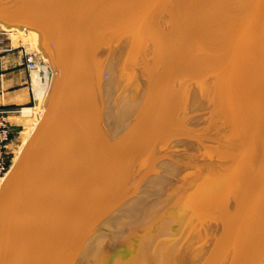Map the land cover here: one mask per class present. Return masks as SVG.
Instances as JSON below:
<instances>
[{
	"label": "water",
	"instance_id": "1",
	"mask_svg": "<svg viewBox=\"0 0 264 264\" xmlns=\"http://www.w3.org/2000/svg\"><path fill=\"white\" fill-rule=\"evenodd\" d=\"M0 24L36 31L52 70L42 128L0 185V259L71 264L104 222L203 170L154 245L264 264V0H0ZM123 48L122 86L144 92L112 135Z\"/></svg>",
	"mask_w": 264,
	"mask_h": 264
},
{
	"label": "bare ground",
	"instance_id": "2",
	"mask_svg": "<svg viewBox=\"0 0 264 264\" xmlns=\"http://www.w3.org/2000/svg\"><path fill=\"white\" fill-rule=\"evenodd\" d=\"M0 25L5 27L3 24ZM14 28L19 30L17 27ZM11 29L13 28L9 30ZM25 30L26 29H21L20 31L23 32ZM34 32L38 34L36 31ZM37 46H39V34ZM123 51L124 48L116 53L112 59L111 67H109L110 77L108 79L106 91L105 117L109 132L112 135H115L122 127L128 124L130 116L140 103L144 92V88H138L135 82L122 86L124 80L119 74V68L123 57ZM41 71H43L42 74ZM34 72H36L35 77L38 84H40L36 94L43 99L48 92L52 79V70L48 60L46 59V63L40 67V70ZM188 94L190 95L191 93ZM189 95H187L188 98ZM34 115L37 116V110L35 108L27 107L24 109V116L26 118H32ZM162 121H164V118H162ZM41 128L42 126L36 128V134L26 139L24 145L19 148L18 154L14 160V165L20 159L24 151L33 144ZM163 129L164 126L161 125L159 131L163 133ZM159 131L158 134L160 133ZM157 142L158 141L153 140V147L150 146L152 143L149 145L147 144V147L142 149V153L147 154L153 151L151 154L155 156V150L158 149ZM202 173L203 170H198L197 173L191 174L190 177L188 176L184 180L178 178L158 193L139 201L124 215L104 222L99 227H102V229H99L90 236L82 248L80 255L71 264H179L182 255L187 253L188 248L180 253L176 248L165 252L166 244L163 242L155 246L154 241L159 239V236L166 234L169 227L174 223L172 214L167 213V209L181 201L185 194L186 185L189 182L192 183L196 181V179H200L199 176ZM6 176L7 174L0 179V185L5 180ZM195 177L197 178L195 179ZM34 220L37 224L38 219L34 217ZM164 241H166V239H164ZM187 247H189V244ZM205 248L206 246L202 248V251H204ZM126 250H129L128 255H125L127 254ZM116 251L117 254L113 258L112 263H110L108 259L110 255ZM198 252L200 253L201 250L193 253V256H197V254H199ZM0 263L15 264V262H13V251L11 248L5 247L3 249Z\"/></svg>",
	"mask_w": 264,
	"mask_h": 264
},
{
	"label": "crops",
	"instance_id": "3",
	"mask_svg": "<svg viewBox=\"0 0 264 264\" xmlns=\"http://www.w3.org/2000/svg\"><path fill=\"white\" fill-rule=\"evenodd\" d=\"M27 50L23 38L0 30V108L15 109L36 101L33 74L25 65Z\"/></svg>",
	"mask_w": 264,
	"mask_h": 264
},
{
	"label": "rangeland",
	"instance_id": "4",
	"mask_svg": "<svg viewBox=\"0 0 264 264\" xmlns=\"http://www.w3.org/2000/svg\"><path fill=\"white\" fill-rule=\"evenodd\" d=\"M0 30L3 31H9L12 32L14 37H21L26 42V45L28 46L27 52L29 53H36V60L38 63V70H40V67L43 66L46 63V59L44 55L42 54V51L37 46L38 43V34H36L34 31L26 29L25 31L21 32L20 30H17L16 28H13L9 30L8 28L0 25ZM43 71H41L42 74ZM36 72H32L33 74V82H34V90L35 93L37 90H39L40 84H38L37 79L35 77ZM43 85V84H41ZM47 94V93H46ZM46 94L43 99H41L40 96L36 94V101L33 103L27 104L25 106H20L15 109H9V120L12 125V131L14 136V154L12 155V162H11V168L12 169L14 165L15 157L18 154L19 148L24 145L26 139L29 137H32L36 134L37 129L42 126L41 118L43 115V112L45 110L44 108V100L46 97ZM26 107L35 108L37 110V116L34 115L32 118H26L24 116V109ZM8 110V109H7ZM3 177V176H2ZM1 177V178H2ZM0 178V179H1Z\"/></svg>",
	"mask_w": 264,
	"mask_h": 264
},
{
	"label": "built area",
	"instance_id": "5",
	"mask_svg": "<svg viewBox=\"0 0 264 264\" xmlns=\"http://www.w3.org/2000/svg\"><path fill=\"white\" fill-rule=\"evenodd\" d=\"M25 65L29 72L38 70L36 53H26ZM8 114L9 110L0 108V178L10 171L14 154V136Z\"/></svg>",
	"mask_w": 264,
	"mask_h": 264
}]
</instances>
